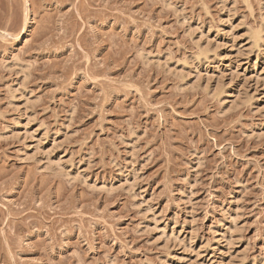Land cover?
<instances>
[{"label":"rangeland","instance_id":"374dc122","mask_svg":"<svg viewBox=\"0 0 264 264\" xmlns=\"http://www.w3.org/2000/svg\"><path fill=\"white\" fill-rule=\"evenodd\" d=\"M0 264H264V0H0Z\"/></svg>","mask_w":264,"mask_h":264},{"label":"bare ground","instance_id":"6f19581e","mask_svg":"<svg viewBox=\"0 0 264 264\" xmlns=\"http://www.w3.org/2000/svg\"><path fill=\"white\" fill-rule=\"evenodd\" d=\"M249 32V31H248ZM249 39L252 41V47L256 46L258 44L259 39V31L251 30L248 34ZM260 40V39H259ZM250 41V42H251ZM256 48V47H255ZM200 54V53H199ZM199 56V55H198Z\"/></svg>","mask_w":264,"mask_h":264}]
</instances>
